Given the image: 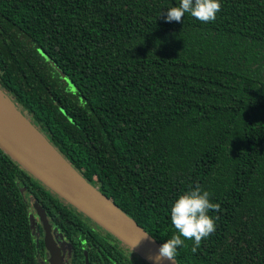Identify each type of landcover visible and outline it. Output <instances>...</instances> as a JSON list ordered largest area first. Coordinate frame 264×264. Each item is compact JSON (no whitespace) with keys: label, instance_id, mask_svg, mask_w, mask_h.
I'll return each instance as SVG.
<instances>
[{"label":"trees","instance_id":"1","mask_svg":"<svg viewBox=\"0 0 264 264\" xmlns=\"http://www.w3.org/2000/svg\"><path fill=\"white\" fill-rule=\"evenodd\" d=\"M178 3L0 0V90L160 245L175 199L207 190L215 231L179 264H264V0L165 22ZM33 203L89 264H147L1 149L0 264H37Z\"/></svg>","mask_w":264,"mask_h":264},{"label":"water","instance_id":"2","mask_svg":"<svg viewBox=\"0 0 264 264\" xmlns=\"http://www.w3.org/2000/svg\"><path fill=\"white\" fill-rule=\"evenodd\" d=\"M19 129H24V132ZM40 142L48 151L41 149ZM0 149L42 185L110 233L147 264L160 244L111 199L80 175L0 90ZM44 229L50 264H62L44 210L34 203ZM32 223L33 217L31 216ZM34 224V223H33ZM139 241V242H138ZM138 242V243H137ZM88 264V259H85ZM161 264H179L163 260Z\"/></svg>","mask_w":264,"mask_h":264},{"label":"clouds","instance_id":"3","mask_svg":"<svg viewBox=\"0 0 264 264\" xmlns=\"http://www.w3.org/2000/svg\"><path fill=\"white\" fill-rule=\"evenodd\" d=\"M221 6V0H179L178 5L167 9L164 19L165 22L179 23L188 15L201 23H209L216 19ZM216 207L210 193L200 186L180 194L169 211L175 233L159 246L155 256L149 258L153 264H161L163 260L175 262L178 250L185 246L187 240L192 241V251L195 252L201 241L215 231L216 219L208 213Z\"/></svg>","mask_w":264,"mask_h":264},{"label":"flooded vegetation","instance_id":"4","mask_svg":"<svg viewBox=\"0 0 264 264\" xmlns=\"http://www.w3.org/2000/svg\"><path fill=\"white\" fill-rule=\"evenodd\" d=\"M33 215H34V222L36 223L34 224L32 223L31 233L35 237V239L36 238L38 239L37 242H39L38 243L39 246L37 247L36 245L37 256H38L37 264H50L49 253L45 249L44 241H43L44 233H45L43 229V224L41 222V219L37 217L35 213H33ZM47 221L49 222V225L51 226L50 230H51L52 237L57 247L60 249V259H61L62 264H76V259L78 258L77 254H78L79 249L83 251V259H82L83 263L82 264H85V259H86L85 252H87V250L85 251V249L82 248V242L79 241V237H78L79 234L75 230H73V237H70L63 230L55 226V224L53 223L51 219L47 218ZM40 241L43 246L42 248H40Z\"/></svg>","mask_w":264,"mask_h":264},{"label":"rangeland","instance_id":"5","mask_svg":"<svg viewBox=\"0 0 264 264\" xmlns=\"http://www.w3.org/2000/svg\"><path fill=\"white\" fill-rule=\"evenodd\" d=\"M32 207H33V210H32L31 216L33 217V223H36V222H34V215H33V213H35L36 216L39 217V218H40V216L38 215V211L34 208V205ZM31 216H30V219H31ZM31 226H32V219H31Z\"/></svg>","mask_w":264,"mask_h":264},{"label":"bare ground","instance_id":"6","mask_svg":"<svg viewBox=\"0 0 264 264\" xmlns=\"http://www.w3.org/2000/svg\"><path fill=\"white\" fill-rule=\"evenodd\" d=\"M19 130L22 131V132H24V129H19ZM36 143L38 144V146H39L41 149H44V150L48 151L47 148L44 147V145H43L42 143H40L39 141L36 142Z\"/></svg>","mask_w":264,"mask_h":264}]
</instances>
